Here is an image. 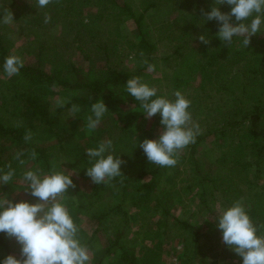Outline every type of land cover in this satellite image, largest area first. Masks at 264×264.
I'll list each match as a JSON object with an SVG mask.
<instances>
[{
  "label": "trees",
  "instance_id": "trees-1",
  "mask_svg": "<svg viewBox=\"0 0 264 264\" xmlns=\"http://www.w3.org/2000/svg\"><path fill=\"white\" fill-rule=\"evenodd\" d=\"M18 2L0 0V15L3 7L9 9ZM213 5L214 0H142L138 10L128 0H54L44 9L32 5L30 14L25 13V22L37 28L45 25L44 14L48 13L51 21L47 25L59 26L63 32L59 41L72 39V47L77 43L76 48L83 51V46H88L86 59H101L103 67L99 70L90 65L79 67L57 49L55 45L58 44L40 38L35 47L36 64L24 63L19 75L0 82V169L7 172L6 165L10 164L15 170L10 183L0 184V192L8 195L13 190L25 188L14 180L22 178L23 172L29 169L41 168L47 173L54 166L57 170L66 167L87 177L85 173L91 165L86 149L111 139L112 154L126 162L121 165L124 176L99 185L87 177L90 180L88 188L81 190L80 196L76 193L75 201L65 202L76 224L80 212L96 224L90 240L100 231L108 234L103 246L96 249L100 254L97 264L112 255L121 263L133 264L122 239L128 226L127 214L121 203L113 202L110 197L106 199L111 193L121 195L133 207L141 208L150 203L152 217L166 210L162 198L168 197L160 186L163 167L148 162L139 147L144 139H153L155 135L141 130L131 135L125 124L115 123L111 111L120 97L141 108L140 102L125 89L128 79L139 76L151 87L154 81H161V78L151 77L144 63L133 70L124 67L125 59L133 55L139 61L146 59L156 69L159 44L167 48L159 59L169 68L170 73L165 72L162 78L170 82L172 89L203 94L212 100L205 110L207 115H212L211 131L202 133L190 144L186 160L192 174L181 181L183 190L198 187L197 198L203 203H207L209 197L215 200L218 194L227 209L243 197V185H249L251 191L257 188L259 190L253 193L257 200L249 206L244 204L253 223L264 225V202L261 200L264 197H260L264 192V38L258 34L253 36L247 48L242 47V37H234L230 46L225 45L217 36V22L203 20L201 10L210 11ZM219 7L222 12L230 11V6ZM152 13L151 26L144 29L145 18ZM128 20L138 29L137 39L122 32V25ZM200 35L209 38L210 43L200 42ZM66 44L68 46V41ZM192 46H200L199 51L194 53ZM9 55L0 36V72L3 74V64ZM41 85L66 89L71 93L69 100L63 107L57 106L51 111L48 101L35 92ZM157 96H163L162 92L157 91ZM188 97L193 98L190 93ZM101 99L109 111L99 126L89 131L87 117L92 114L91 105ZM73 104L79 107L76 130L70 129L59 117V113L69 110ZM154 117L160 118L158 114ZM28 131L33 138L25 142L24 135ZM207 134L213 136L214 146L210 152L214 154H205L206 166L195 153ZM32 150L37 153L36 160L20 165L16 153L23 151L22 158L27 160ZM167 178L172 179V176ZM181 225L198 241L195 225L186 222ZM83 234L80 230V238L86 240L83 244L90 245V240L81 237ZM258 234H264V229ZM10 250L9 239L0 233V252L6 253L0 261ZM236 257L242 258L237 254Z\"/></svg>",
  "mask_w": 264,
  "mask_h": 264
},
{
  "label": "clouds",
  "instance_id": "clouds-1",
  "mask_svg": "<svg viewBox=\"0 0 264 264\" xmlns=\"http://www.w3.org/2000/svg\"><path fill=\"white\" fill-rule=\"evenodd\" d=\"M54 0H36V7L44 9ZM58 2V0H56ZM220 5L230 6L229 12H222ZM204 21L215 20L218 24V38L230 46L234 37H242V47L247 48L251 38L264 33V0H214L210 11L201 10ZM234 18V21H233ZM51 16L44 14V23L48 24ZM14 22L13 13L3 7L0 24L9 25ZM207 45L210 39L205 35L198 37ZM143 56V53H141ZM149 72L155 71V65L142 61ZM24 67L23 59L15 54L5 58L4 73L8 77L19 75ZM127 93L140 102L142 113L146 119L155 115L161 116L160 124L163 131L158 139H144L139 147L143 150L148 162L159 167L172 168L178 163L182 150L196 142L202 134L199 123L194 122L189 111L191 101L180 91H174V100L165 96H157V89L143 82L139 76L127 80ZM155 97V98H154ZM58 107L64 101H57ZM70 117H75L79 107L75 104L68 110ZM101 99L91 105V115L87 117V129L94 131L108 112ZM31 131L24 135L25 142L31 141ZM114 150L111 139L102 140L97 147L86 149L90 167L85 175L95 185L109 184L123 175L121 165L126 163L119 156L112 154ZM16 153L20 165L34 161L37 153L32 150L27 154ZM7 172L0 175V184L10 183L15 170L11 165ZM124 176V175H123ZM72 172L64 168L57 170L55 166L47 173L41 168L27 170L22 180L27 184L32 197L38 198L37 203L21 201L13 203L4 195H0V233L14 238L21 246V259L8 255L0 264H90V252L86 244L81 242L80 228L74 222L65 203L62 201L69 188H76ZM218 229L222 232V242L234 253L242 257V264H264V234H258L264 225H255L248 214L243 198L236 200L218 216Z\"/></svg>",
  "mask_w": 264,
  "mask_h": 264
},
{
  "label": "rangeland",
  "instance_id": "rangeland-1",
  "mask_svg": "<svg viewBox=\"0 0 264 264\" xmlns=\"http://www.w3.org/2000/svg\"><path fill=\"white\" fill-rule=\"evenodd\" d=\"M128 2L135 9L139 10L141 8L142 0H128ZM32 5H36L34 0H19L17 5L13 7L9 6V10L13 13L14 22L9 25L0 24V36L4 39L5 46L10 55L15 54L20 56L24 63L36 64L37 49H35V47L40 38H47L53 44H58L55 45L57 49H61L65 57L79 67H81V65H90L96 70L102 69L103 61H101V59H86V53L89 51L88 46H83V48H85V51H83L76 48L77 43L72 47V39H65L64 42L59 41L63 33H61L59 26L52 25V27H50L51 24H45L37 28L26 23L25 13L27 12V14H30ZM153 18V13L146 16L144 29L146 26L148 27V25L151 26L150 20ZM122 26V32L129 38H138V29L133 21H125ZM258 35L264 38V33H258ZM67 41L68 46L66 44ZM166 49L164 45H158L156 54L157 59L155 60L157 68L154 72H149L146 67V71L149 72L152 78H161V81L153 82V87H156V89L162 92V95L169 100H174L175 97L172 93L177 90H173L170 82L162 78L165 72L170 73L169 68L159 59V57L165 53ZM199 49L200 46L191 47L194 53L198 52ZM140 63H142V61L137 60L131 55L125 59L124 67L128 70H133ZM5 78L10 79L5 73L3 74V72H0V82ZM35 92L48 101L51 111L57 107V101L62 100L65 102L69 100L71 95L66 89L56 85H41L35 88ZM181 93L191 101L192 104L190 105L189 111L192 113L194 122L199 123L202 133L204 134L211 131L209 127L212 125V115H207L205 110L207 108V103L210 106L212 100L207 99L203 94L200 96L190 91H182ZM189 93L193 98L188 97ZM111 111L112 115L115 116V123H118L119 126L125 124L126 130L129 131L131 135L133 134V136L138 130H141L155 135L153 138L154 140L158 139L160 133L163 131V126L160 124L161 116L159 114V119L157 117L146 119L142 113V108L135 107L122 97L118 98L116 105ZM75 115H77V113ZM59 117L62 121L67 123L70 129H78L79 124L76 122L78 119L76 120V116L70 117L68 110L59 113ZM212 140L213 136H211V134L203 136L195 153L196 157L201 158L206 166L208 163L206 159L207 155L205 154L208 153V156H213L214 154L210 152V148L214 146ZM189 150L190 145L182 150L175 167H163L162 169L163 174L160 178L162 181L160 184V186L162 185L161 191L166 192V196L170 198H162L163 204H166V210L163 211L164 213H160L159 215L155 214L152 217V207L150 203L145 204V206L141 208L133 207L117 193L113 195L111 193L110 196L106 198L108 199L110 197L113 202L121 203L122 208L126 211L128 226L127 229H125L122 239L126 251L133 260V264H242V258H237L236 253L222 242V232L217 227L218 220L216 216L225 210L224 200L217 194L215 200L209 197L207 203H203L197 198L199 195L198 187L190 191L183 190L181 181L190 178L192 174L189 163L186 160ZM64 168L67 169L63 167L61 170H64ZM67 170L72 172L71 178L76 184V188H69L68 193L65 194V198L62 201L63 203L68 201V199L75 201L78 196L77 194L80 196L81 192L87 189L90 183L89 178L78 175L74 170ZM167 176H172V179H168ZM14 183L23 185L25 188L13 190L11 194L8 195H4L0 192V195L6 196L8 199L12 200L13 203L21 201L29 203L38 202V198L30 195V190L27 189V184L22 178H15ZM257 183L260 184L261 181ZM243 190L244 193L242 198L246 205L249 206L252 201L254 202L257 200L256 196L253 198V193L259 189L254 188L251 191L249 185H243ZM260 197H264V192ZM260 197H258V199ZM261 200L264 202V198H261ZM182 222L197 227L199 232L198 241H196V238L192 236L188 229L182 227ZM77 225L80 230L85 233L81 237L90 240L89 238L93 230L96 229V224H94L86 214L80 212ZM107 235L100 231L98 235L90 240V245H87L91 256L90 264H97L100 254H97L96 249L103 246ZM8 239L11 245L9 255L21 259V246L14 238ZM81 242L84 243L86 240L81 238ZM5 255L6 253L4 251L0 252L1 258L5 257ZM102 264L126 263H121L118 258H115V255H112L106 257Z\"/></svg>",
  "mask_w": 264,
  "mask_h": 264
}]
</instances>
